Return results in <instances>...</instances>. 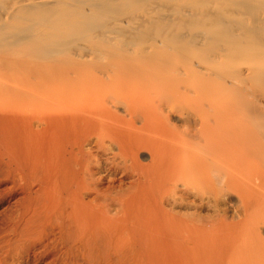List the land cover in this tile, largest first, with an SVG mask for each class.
<instances>
[{"label":"bare ground","instance_id":"6f19581e","mask_svg":"<svg viewBox=\"0 0 264 264\" xmlns=\"http://www.w3.org/2000/svg\"><path fill=\"white\" fill-rule=\"evenodd\" d=\"M0 264H264V0H0Z\"/></svg>","mask_w":264,"mask_h":264}]
</instances>
